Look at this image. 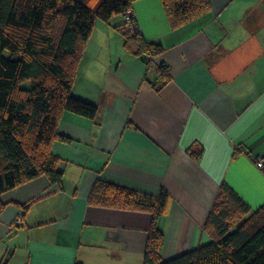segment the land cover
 <instances>
[{"label": "crops", "instance_id": "0c3cea01", "mask_svg": "<svg viewBox=\"0 0 264 264\" xmlns=\"http://www.w3.org/2000/svg\"><path fill=\"white\" fill-rule=\"evenodd\" d=\"M209 1L177 28L160 0L133 2L142 36L164 48L149 66L124 47L122 15L95 21L71 91L98 114L62 113L69 142L51 146L62 189L40 175L0 193V264H143L151 213L89 204L97 179L168 194L165 260L210 241L203 226L222 183L251 209L264 204L253 161L264 154V0ZM160 62L170 81L156 91Z\"/></svg>", "mask_w": 264, "mask_h": 264}, {"label": "trees", "instance_id": "16d2710c", "mask_svg": "<svg viewBox=\"0 0 264 264\" xmlns=\"http://www.w3.org/2000/svg\"><path fill=\"white\" fill-rule=\"evenodd\" d=\"M135 0H0V193L44 175L63 188L54 141L69 142L58 131L64 111L94 119L98 107L73 95L79 60L97 19L108 21L132 8ZM171 28L180 27L210 10L209 0H160ZM119 27V25H118ZM124 47L149 66L164 48L140 31L122 32ZM158 91L170 81L160 62ZM188 148L198 158L200 149ZM235 150L234 156L239 153ZM87 201L91 205L151 213L143 264H264V204L251 209L222 183L203 229L210 241L170 259H162L163 233L157 225L166 211L168 194L144 196L100 179ZM4 204L0 202V211ZM20 219V218H19Z\"/></svg>", "mask_w": 264, "mask_h": 264}, {"label": "built area", "instance_id": "2783aa9c", "mask_svg": "<svg viewBox=\"0 0 264 264\" xmlns=\"http://www.w3.org/2000/svg\"><path fill=\"white\" fill-rule=\"evenodd\" d=\"M118 29L122 32H128L130 34L138 32V27L135 22L134 14L131 9L127 10L122 14V21L119 24ZM254 164L257 168L264 172V154L263 155H254L253 157ZM16 222H20L18 218Z\"/></svg>", "mask_w": 264, "mask_h": 264}]
</instances>
